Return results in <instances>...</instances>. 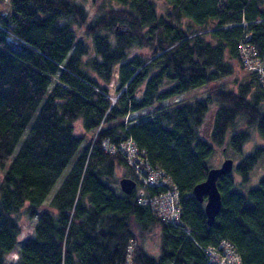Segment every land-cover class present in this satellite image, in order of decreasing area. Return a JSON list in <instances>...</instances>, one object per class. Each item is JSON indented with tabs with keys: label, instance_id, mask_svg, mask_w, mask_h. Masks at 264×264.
<instances>
[{
	"label": "trees",
	"instance_id": "16d2710c",
	"mask_svg": "<svg viewBox=\"0 0 264 264\" xmlns=\"http://www.w3.org/2000/svg\"><path fill=\"white\" fill-rule=\"evenodd\" d=\"M3 2L0 264H124L130 243L133 264H210L203 247L220 239L242 264H264V177L246 185L264 146L218 178L210 225L192 194L217 147L241 153L239 124L264 140V87L239 50L247 42L264 59V0H90L92 13L76 0ZM238 63L248 73L236 89L218 83ZM208 84L203 96L177 98ZM76 123L95 139L83 143ZM127 137L176 186L181 223L138 201L165 187L144 185L104 148ZM119 169L136 182L130 193ZM154 233L157 254L147 247Z\"/></svg>",
	"mask_w": 264,
	"mask_h": 264
},
{
	"label": "built area",
	"instance_id": "2783aa9c",
	"mask_svg": "<svg viewBox=\"0 0 264 264\" xmlns=\"http://www.w3.org/2000/svg\"><path fill=\"white\" fill-rule=\"evenodd\" d=\"M240 58L244 67L250 71H255L261 85L264 87V59H260L254 47L244 42L240 45ZM104 148L110 152L120 151L127 162L134 167V171L144 185L163 186L164 190L151 197H140L138 201L148 204L156 214L164 221L181 223L179 195L175 185L170 178L158 168L149 165L141 156V153L131 137H127L118 144L104 143ZM142 159L143 164L138 165V160ZM169 184V185H167ZM204 248L205 255L210 264H242L239 252L232 242L227 239H220L215 244H208ZM132 243L127 247L124 264L132 262Z\"/></svg>",
	"mask_w": 264,
	"mask_h": 264
},
{
	"label": "rangeland",
	"instance_id": "374dc122",
	"mask_svg": "<svg viewBox=\"0 0 264 264\" xmlns=\"http://www.w3.org/2000/svg\"><path fill=\"white\" fill-rule=\"evenodd\" d=\"M76 1L82 2V4L86 8H88V11L90 13L97 10L96 5L91 4L90 0H76ZM0 9H1V13L5 14L6 11H8V9H9L7 2L0 3ZM78 33L84 40L87 39V37L84 34H82L80 31ZM11 34L15 37V35L12 32H11ZM244 73H248V71L244 70L241 67V65L238 63V64H236L235 72L232 75H229V76L222 78L221 80L218 81V83H222L228 89L235 90L236 89V83L242 79V75ZM209 86H212V84L211 85L208 84V85H204V86H200V87L191 89V90L185 92L184 94H180L177 98L189 100V99H192L193 97L203 96L207 92V89ZM122 90H124V86L120 89V91L118 93H116V96H118ZM114 97L111 98L112 101H113ZM168 103H170V102L167 99H165V100L161 101L159 104L160 105H166ZM145 111H149V109H143L140 111V113H144ZM134 115H137V112L131 113L129 115V117L134 116ZM235 130H246L248 132V139L243 143L241 153L236 154V153H233L232 150L229 148L217 147L214 150V152L212 153V156L210 159L211 165L218 166L224 158H231L233 160V166H234L241 159L242 156L251 153L255 146H264V140L260 136V134H259V132L255 126L246 125V124L242 123V124H239L235 128ZM75 131L78 135H83V139H84L83 143H86L87 141H89L90 138H91V141H93L95 139L96 133L88 132V134H85L78 123H76V125H75ZM263 161H264V154H261L257 158L256 163L254 164V166L252 167V169L249 173V178L246 182V185L253 186L259 181L260 178L264 177V169L262 166ZM142 164H143V160L139 159L138 165L141 166ZM131 167H132V170L134 171V167L133 166H131ZM117 174H118L119 178L123 177V170L119 169ZM167 185H169V184H167ZM54 188L52 189L50 195L52 194ZM33 222H34V219H32L30 221L26 220L24 228L25 229L28 228L31 230ZM24 233H26V232L23 230L22 234H24ZM147 238H148L147 239L148 250L150 252H153L154 254H157V250L156 249L154 250V247L157 245L156 234L154 233L152 235H149V236H147ZM17 247H18V245H16V248ZM12 250H15V248ZM16 254L17 253L15 251H12L10 254H8L7 258L12 260L13 258L16 257Z\"/></svg>",
	"mask_w": 264,
	"mask_h": 264
},
{
	"label": "water",
	"instance_id": "95a60500",
	"mask_svg": "<svg viewBox=\"0 0 264 264\" xmlns=\"http://www.w3.org/2000/svg\"><path fill=\"white\" fill-rule=\"evenodd\" d=\"M116 97L113 98V101ZM112 101V102H113ZM264 169V161L262 163ZM233 167L231 158H224L218 166L208 168L203 180L196 183L192 188V194L198 201H203V210L206 216V222L210 225L220 210L221 194L217 186L218 178L229 173ZM136 186V182L130 177H121L119 187L122 192L130 193Z\"/></svg>",
	"mask_w": 264,
	"mask_h": 264
}]
</instances>
